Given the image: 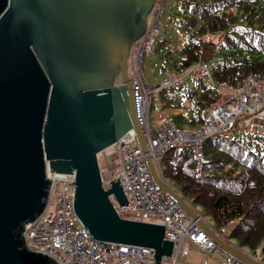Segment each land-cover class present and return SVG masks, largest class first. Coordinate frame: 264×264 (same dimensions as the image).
Wrapping results in <instances>:
<instances>
[{"label":"water","instance_id":"1","mask_svg":"<svg viewBox=\"0 0 264 264\" xmlns=\"http://www.w3.org/2000/svg\"><path fill=\"white\" fill-rule=\"evenodd\" d=\"M155 1L0 0V264H58L23 236L46 208L48 169L75 173V213L95 240L152 248L156 264L172 256L165 226L117 214L110 195L124 205V189L119 179L103 188L97 159L132 129L147 152L129 67ZM147 161L155 181L196 218ZM202 225L245 264H264Z\"/></svg>","mask_w":264,"mask_h":264},{"label":"built area","instance_id":"2","mask_svg":"<svg viewBox=\"0 0 264 264\" xmlns=\"http://www.w3.org/2000/svg\"><path fill=\"white\" fill-rule=\"evenodd\" d=\"M165 0H156L145 34L133 46L129 74L133 83L136 119L146 141L147 152L139 142L134 129L97 156L102 185L111 188L110 182L119 179L128 203L121 205L114 195L111 202L117 214L125 220H133L165 226V239L174 241L173 254L163 257L160 264H187L191 247L214 256L220 249V256L228 264H245L212 238L210 231L226 243L245 252L254 260L264 263L262 247L253 253L241 248L230 237V227H216L200 209L194 206L163 175L162 157L173 149L189 148L198 165L204 164V144L215 136L229 133L233 124L250 129L253 133H264V82L257 76H248L236 86H216L211 67L204 62L189 67L178 74L162 80L151 87L144 77L145 58L155 54V46L162 31ZM196 69L204 71L203 79L209 86L223 94L222 102L208 107L202 114L203 124L197 130L178 127L173 119L164 117L156 122V129L150 125L152 100L164 89L178 87ZM122 84V81H118ZM147 156H150L159 177L184 197L197 213L192 218L180 203L155 181ZM47 205L42 214L25 225L23 236L27 247L47 255L58 264H156L155 250L149 247L115 244L95 240L85 229L74 209L76 175L52 173Z\"/></svg>","mask_w":264,"mask_h":264},{"label":"trees","instance_id":"3","mask_svg":"<svg viewBox=\"0 0 264 264\" xmlns=\"http://www.w3.org/2000/svg\"><path fill=\"white\" fill-rule=\"evenodd\" d=\"M171 7L154 49L156 56L167 50L158 60L161 81L204 62L216 86H236L248 76L264 82V0H176ZM173 27L185 35L184 44L171 37ZM212 36L218 42L205 58ZM171 44L180 46L172 50ZM203 73L196 69L182 85L161 91L151 113L185 110L189 118L171 114L174 123L199 129L203 112L223 99ZM204 159L198 167L191 149L169 150L162 157L163 175L216 227H230L239 247L253 253L262 245L264 260V133L235 123L229 133L205 142Z\"/></svg>","mask_w":264,"mask_h":264},{"label":"rangeland","instance_id":"4","mask_svg":"<svg viewBox=\"0 0 264 264\" xmlns=\"http://www.w3.org/2000/svg\"><path fill=\"white\" fill-rule=\"evenodd\" d=\"M175 1L176 0H166V7H165L164 13H163V15H165V18L172 11L171 6L173 3H175ZM163 23H164V21H163ZM170 35H171V37L176 36L178 44L179 43L180 44L185 43V40H186L185 35L178 34V31L175 27L172 28ZM212 37H208V39L206 41L205 48H204L205 49L204 50L205 58H209V56L211 54H213V47L212 46H213V44L218 42L217 37H214V36H212ZM178 44H171V49L174 50L176 47L180 46ZM166 51L167 50H165V52ZM165 52H163V53H165ZM161 55L156 56V54L155 55L149 54L145 58L144 77H145L147 84H149L151 87L156 86L161 81L160 67L158 65V60H160L159 58L161 57ZM130 65H131V61H130ZM158 111H159L158 109H155L151 113L150 125L153 129H156L158 126V124H156V122H155V118H157L158 116H161V115H159ZM184 128H186V127H184ZM183 261L187 264H228L227 260L220 256V249H217L215 251L214 256H209L207 254L202 253L201 250L196 248V247L190 248L187 259L183 260Z\"/></svg>","mask_w":264,"mask_h":264},{"label":"crops","instance_id":"5","mask_svg":"<svg viewBox=\"0 0 264 264\" xmlns=\"http://www.w3.org/2000/svg\"><path fill=\"white\" fill-rule=\"evenodd\" d=\"M159 115L157 118H155V122L159 121L160 119L164 118V117H169L171 116V114H179L182 113L184 116H186L187 118H189L187 111L185 110H177V111H158ZM157 113V114H158ZM157 119V120H156Z\"/></svg>","mask_w":264,"mask_h":264},{"label":"clouds","instance_id":"6","mask_svg":"<svg viewBox=\"0 0 264 264\" xmlns=\"http://www.w3.org/2000/svg\"><path fill=\"white\" fill-rule=\"evenodd\" d=\"M262 246V245H261Z\"/></svg>","mask_w":264,"mask_h":264}]
</instances>
